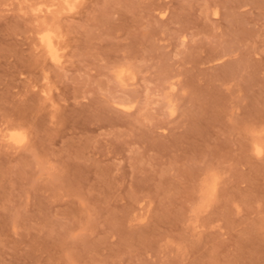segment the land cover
<instances>
[{"label": "rangeland", "instance_id": "obj_1", "mask_svg": "<svg viewBox=\"0 0 264 264\" xmlns=\"http://www.w3.org/2000/svg\"><path fill=\"white\" fill-rule=\"evenodd\" d=\"M76 2L0 0V264H264V0Z\"/></svg>", "mask_w": 264, "mask_h": 264}, {"label": "bare ground", "instance_id": "obj_2", "mask_svg": "<svg viewBox=\"0 0 264 264\" xmlns=\"http://www.w3.org/2000/svg\"><path fill=\"white\" fill-rule=\"evenodd\" d=\"M63 1H64V4H66V6H67L66 9L69 8V10H73L77 6L76 4L78 3V2H76L78 0H63ZM36 10L40 11L37 8H36ZM49 11H50V9H49ZM42 12H41V14H42ZM44 13H46L45 10H44ZM47 25L41 32L39 31V33H40V41L39 42H41V46L44 47L46 52L50 55V57H51L50 59L51 60L53 59V61H57L56 63H58V62H61V60H63L62 55L60 54V50L62 49V47H61V49L59 47L60 46L59 45V42H60L59 38L60 37L52 29L53 27H49L50 24L48 26ZM40 29H42V27ZM43 91H44V89H43ZM45 91L47 94L48 90L45 89ZM10 137L16 141H21L23 139V137L20 135V133H17V132H12L10 134Z\"/></svg>", "mask_w": 264, "mask_h": 264}]
</instances>
